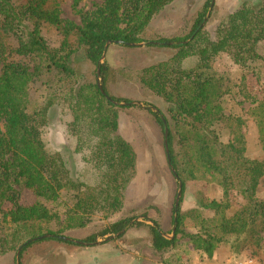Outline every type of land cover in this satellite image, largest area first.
I'll list each match as a JSON object with an SVG mask.
<instances>
[{
    "label": "trees",
    "instance_id": "trees-1",
    "mask_svg": "<svg viewBox=\"0 0 264 264\" xmlns=\"http://www.w3.org/2000/svg\"><path fill=\"white\" fill-rule=\"evenodd\" d=\"M62 1L0 0V256L14 253L17 257L26 242L20 259L32 246L51 241L90 248L100 239L119 234L135 220L118 219L84 239L65 235L86 228L95 214L120 211L124 192L138 172L137 152L119 134V115L129 108L141 107L135 101L110 94V67L101 63L108 42L125 48L146 43L177 50L167 61L127 74L169 105L175 125L174 130L157 107L158 112L148 109L163 132L162 118L167 121V162L173 177L183 185L179 208L173 207V238H167L160 224L144 215L152 223L149 229L153 252L165 253L183 233V173L193 179L210 176L220 182L225 196L237 189L247 200L241 210L215 225L202 219L199 210L192 211L205 225L203 232L187 237L207 261L223 244L229 243L235 254L260 247L264 200L257 194L264 180V158L247 157L242 119L225 115L223 98L227 89L214 62L225 52L247 71L255 65L264 71V0L256 5L243 2L221 20L214 33L207 28L212 1L208 0L189 33L171 38L152 37L149 28L155 17L177 0H103L93 13L83 17L82 25L61 18ZM82 1L73 3L78 6ZM44 28L60 34L58 48L50 47L42 34ZM81 60L94 69V76L101 70V84L110 101L101 93L97 81L81 78ZM38 82L46 88L42 103L35 102L30 93ZM53 107L60 110L72 168L65 154L49 153L42 139V129ZM251 116L258 126L264 153V103L254 107ZM228 121L232 138L223 144L213 128L216 123ZM176 137L184 149L180 155ZM21 190L35 196L32 205L22 204ZM199 207L218 214L224 205L201 199ZM54 224L58 230L51 228ZM208 224L213 226L206 229ZM141 226L143 223L136 222L131 228Z\"/></svg>",
    "mask_w": 264,
    "mask_h": 264
},
{
    "label": "rangeland",
    "instance_id": "rangeland-1",
    "mask_svg": "<svg viewBox=\"0 0 264 264\" xmlns=\"http://www.w3.org/2000/svg\"><path fill=\"white\" fill-rule=\"evenodd\" d=\"M103 0H83L78 6L73 0H63L61 4V18L64 21L82 25L83 17L93 13ZM208 0H177L168 6L152 21L149 32L155 38H171L184 36L189 33L197 14L203 10ZM247 0H215V5L207 19V28L211 33L216 31L219 23L229 13L238 9ZM256 5L261 0H248ZM50 47L58 48L62 37L52 28L42 31ZM264 44V43H263ZM177 53L176 49L147 46L142 48H125L111 45L107 51L105 62L110 67L108 75V89L112 96L140 102L145 105L155 106L175 125L171 119L169 105L162 99L139 86L128 77L129 72L138 71L160 62L171 59ZM81 64L80 76L82 79L97 81L92 69L85 61ZM192 61L190 62V65ZM187 66L189 63L186 64ZM252 66L248 71L236 65L228 54L221 52L214 62L215 70L224 78L227 93L223 98L225 115L240 118L243 121L241 130L246 141L247 157L251 160H262L264 153L260 143L258 126L251 116V110L260 103H264V71ZM31 98L42 103L46 96V88L41 83H36L30 88ZM60 110L53 107L49 111V122L42 129V139L47 151L51 154L62 153L69 158V165L73 167L70 159V144L66 138L65 130L60 123ZM230 123H216L213 130L218 135L220 142L227 144L231 140ZM119 134L135 149L138 156V172L135 179L124 192L123 207L117 213H99L92 217L90 224L75 231L66 232L67 237L84 239L89 235L99 233L102 229L121 218H135L141 227L129 228L123 238H117L90 248H79L58 242H45L32 246L24 252L20 264H189L193 258L199 257L205 264L226 262L235 256L241 259L253 258L259 264H264V233L258 248H247L240 254H235L229 243L223 244L207 261L204 254L196 250L187 235L197 234L202 231L201 219L192 213L199 210L202 219L212 224L220 223L221 219L232 217L241 210L247 200L237 189L231 190L228 196L219 181L209 177L191 178L183 173L186 192L181 203V212L184 215L182 232L178 235L177 244L165 253L155 254L152 248V236L149 226L151 222L144 218L148 215L157 221L162 232L172 237L174 226L172 224L173 207L179 189V183L173 177L167 162L165 149V132L157 123L154 116L147 108H129L119 115ZM176 149L180 151V138L176 137ZM180 159L182 160L181 156ZM257 197L264 200V180L259 186ZM22 191V190H21ZM216 200L223 203L220 213L211 210H200V200ZM64 198V201H67ZM21 202L29 206L35 202V196L28 190L22 191ZM51 207V206H50ZM63 213V209L57 207ZM64 219V216L61 215ZM217 222V223H214ZM136 223V222H135ZM208 224L206 229L213 225ZM58 230L57 224L51 226ZM48 236V235H47ZM116 253V257L114 255ZM136 257H139L137 260ZM0 264H16L14 253L0 256Z\"/></svg>",
    "mask_w": 264,
    "mask_h": 264
},
{
    "label": "water",
    "instance_id": "water-1",
    "mask_svg": "<svg viewBox=\"0 0 264 264\" xmlns=\"http://www.w3.org/2000/svg\"><path fill=\"white\" fill-rule=\"evenodd\" d=\"M214 5H215V0H212V1H211L210 11H209V13H208L207 19H208V17L210 16V13H211V11H212ZM207 19H206V21H207ZM203 26H204V24L202 25V27H203ZM118 44H122V42H119ZM111 45H114V44L111 43V42H108V43H107V46H106V49H105V52H104L103 58H102V60H101V63H104V62H105V59H106V56H107V51H108V49H109V47H110ZM147 45H148V44H146V43H142V44H131V45H129V46L132 47V48H142V47H147ZM100 76H101V70L98 69V73H97V77H98V87H99L101 93L106 97V99H107L108 101H110V98L107 96V94H106L105 91L103 90V86H102V84H101V78H100ZM115 104L118 105L117 103H115ZM134 104L139 105L141 108H144V109L147 108V109L152 110L153 112H158V109H157L156 107H153V106H147V107H145V105H144L143 103H140V102H135ZM120 105H121V106H128V104H120ZM162 120H163V123H164V125H165V142H166V149H167V154H168V159H169V151H168V144H167V139H168V135H169V128L167 127V121H166L164 118H162ZM172 171H174V169H172ZM182 189H183V185H182V182H180V183H179V189H178L177 197H176V202H175V208H176V210H178L179 205H180V200H181V197H182ZM137 221H139V220H138V219L134 220L132 223H130V225H129L126 229H124V230H123L122 232H120L119 234L112 235V236L109 238V240L117 239V238H119L121 235H124V234L129 230V228L132 227V225H133L135 222H137ZM174 230H175V229H174ZM165 236H166V235H165ZM46 237H47V238H50L51 235H48V236H46ZM46 237H39L38 239L42 240V239H44V238H46ZM166 237L169 238V239H171V238L174 237V233H173L172 237H168V236H166ZM35 240H36V239H34V240H32V241L35 242ZM109 240H108V241H109ZM29 242H30V241H29ZM27 243H28V242H26L24 245H22V246L20 247V249H19V251H18V253H17V257H16V264H20V253H21V251L23 250V248L26 246ZM100 244H102V242L98 241V242H97L96 244H94L93 246H98V245H100Z\"/></svg>",
    "mask_w": 264,
    "mask_h": 264
},
{
    "label": "built area",
    "instance_id": "built-area-1",
    "mask_svg": "<svg viewBox=\"0 0 264 264\" xmlns=\"http://www.w3.org/2000/svg\"><path fill=\"white\" fill-rule=\"evenodd\" d=\"M189 264H205L200 260V258L197 256L193 258V260ZM224 264H259L256 259L253 258H246V259H238V260H227Z\"/></svg>",
    "mask_w": 264,
    "mask_h": 264
},
{
    "label": "crops",
    "instance_id": "crops-1",
    "mask_svg": "<svg viewBox=\"0 0 264 264\" xmlns=\"http://www.w3.org/2000/svg\"><path fill=\"white\" fill-rule=\"evenodd\" d=\"M114 255H115V257H116V253H114ZM137 258V260H139V257H136ZM95 264H97L96 262H95Z\"/></svg>",
    "mask_w": 264,
    "mask_h": 264
}]
</instances>
